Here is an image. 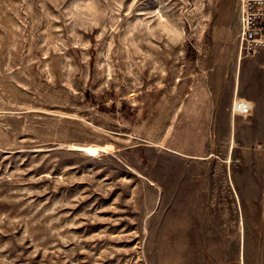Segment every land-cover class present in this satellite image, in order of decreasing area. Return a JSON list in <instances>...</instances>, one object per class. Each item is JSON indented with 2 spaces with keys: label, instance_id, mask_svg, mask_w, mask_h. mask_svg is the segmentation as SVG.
I'll return each instance as SVG.
<instances>
[{
  "label": "rangeland",
  "instance_id": "1",
  "mask_svg": "<svg viewBox=\"0 0 264 264\" xmlns=\"http://www.w3.org/2000/svg\"><path fill=\"white\" fill-rule=\"evenodd\" d=\"M241 2L0 0V264H264Z\"/></svg>",
  "mask_w": 264,
  "mask_h": 264
},
{
  "label": "built area",
  "instance_id": "2",
  "mask_svg": "<svg viewBox=\"0 0 264 264\" xmlns=\"http://www.w3.org/2000/svg\"><path fill=\"white\" fill-rule=\"evenodd\" d=\"M241 49L240 54L249 56L264 48V0L241 2ZM241 114H248L250 107L243 105Z\"/></svg>",
  "mask_w": 264,
  "mask_h": 264
},
{
  "label": "bare ground",
  "instance_id": "3",
  "mask_svg": "<svg viewBox=\"0 0 264 264\" xmlns=\"http://www.w3.org/2000/svg\"><path fill=\"white\" fill-rule=\"evenodd\" d=\"M241 46H242V43H241ZM240 49H241V47H240ZM241 60H242V54H240L239 63L238 64H241Z\"/></svg>",
  "mask_w": 264,
  "mask_h": 264
}]
</instances>
